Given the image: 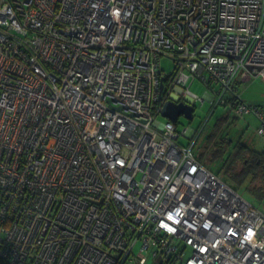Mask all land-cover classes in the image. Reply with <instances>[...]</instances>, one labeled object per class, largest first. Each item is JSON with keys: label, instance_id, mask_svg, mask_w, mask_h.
<instances>
[{"label": "built area", "instance_id": "built-area-1", "mask_svg": "<svg viewBox=\"0 0 264 264\" xmlns=\"http://www.w3.org/2000/svg\"><path fill=\"white\" fill-rule=\"evenodd\" d=\"M240 76L264 82V0H0V261L264 264V214L157 120L198 80L263 136Z\"/></svg>", "mask_w": 264, "mask_h": 264}, {"label": "rangeland", "instance_id": "rangeland-1", "mask_svg": "<svg viewBox=\"0 0 264 264\" xmlns=\"http://www.w3.org/2000/svg\"><path fill=\"white\" fill-rule=\"evenodd\" d=\"M174 67V62L169 58H162L161 59V69L164 75H169L172 72ZM256 81L260 84H264L261 79L256 78ZM254 80V79H253ZM253 82V81H252ZM250 82H247L241 76L236 79L234 82V87L236 89V93L239 99H249V96L252 95L254 89H249ZM190 92L195 94L197 97L202 99L201 101H196L195 103H191L194 107L193 118L191 120L186 119L185 117L179 115L176 121V129L177 132L180 134L184 130H187V135H181L179 137L178 143L181 145H187L190 141L191 135L198 131L199 128L203 125V134L206 133L210 126L215 121L217 115L225 114L228 115L227 122L223 125L221 130V135L224 138H227L231 141L230 147L227 149V152L223 159L221 160H214L212 164H209L212 171L216 173L219 178L224 181L227 185L232 187L244 200H246L251 206L263 209L262 203L263 200L261 197L264 192V183H255L254 175L251 172L245 173V175L240 179L236 180L235 175L241 174L242 169L245 167V163L239 159L232 160L228 158L230 155L233 145L236 143L241 142L242 144L248 145L252 150L257 152H262L263 146L261 145L262 137L258 135L256 132L257 127L255 128L251 122L249 123V117H237L233 115L231 110L228 107L218 106L215 110H213L212 106L210 105L211 100L209 99L211 94L207 91L204 84L195 80L189 85ZM213 110V113H212ZM157 120L160 123H164L166 121L165 118L162 116H158ZM250 125H249V124ZM194 136V135H193ZM198 148V146H197ZM196 150V148H195ZM199 152L203 149L198 148ZM210 157V156H209ZM229 159L228 163L224 165V163ZM226 160V161H225ZM227 166L232 167V173H227ZM233 175V177H232ZM140 248V243H137L134 247V252H138ZM189 252H187L188 255ZM147 258L146 264H153L152 259L149 258V254H144Z\"/></svg>", "mask_w": 264, "mask_h": 264}, {"label": "trees", "instance_id": "trees-1", "mask_svg": "<svg viewBox=\"0 0 264 264\" xmlns=\"http://www.w3.org/2000/svg\"><path fill=\"white\" fill-rule=\"evenodd\" d=\"M228 99L230 102H233V100H235V97L234 96L229 97ZM216 108H214L213 110H215ZM227 120H228V115L225 114L217 115L215 121L213 122V124L210 126L209 130L206 133L203 134V129H204L203 125L201 128L198 129V131L200 132L197 137L196 147H195L196 150H194V153L196 155L197 161L202 165H204L206 168H208L210 171H212V169L209 166V164H212L214 160L223 159V157L227 152V149L230 147L229 145L231 144V141L228 140L227 138H224L221 135L222 127L227 122ZM197 146L198 148H202L203 150L199 152ZM232 150L233 151H231L228 158L232 160L239 159L243 162V164L245 163V167L244 169H242L241 174L235 175L236 180L240 179V177L242 178L245 175V173L248 172H251V174L254 175V180L257 177L264 178V152L254 151L248 145L242 144L241 142L234 144ZM228 158L227 161L225 160L226 162L224 163V165H226L229 162ZM227 167H228L226 169L227 173L228 174L232 173V167L230 166ZM0 264H6V263L0 261Z\"/></svg>", "mask_w": 264, "mask_h": 264}, {"label": "crops", "instance_id": "crops-1", "mask_svg": "<svg viewBox=\"0 0 264 264\" xmlns=\"http://www.w3.org/2000/svg\"><path fill=\"white\" fill-rule=\"evenodd\" d=\"M256 78H258V77H252L251 79L246 80L247 82L251 83L249 89H254V91H253L252 95L249 96V99H242V100L246 103L257 104L264 110V84H260V83L256 82V81H259L258 79L256 80ZM247 116L250 118L249 123L251 122V124H253L254 127L256 128L258 126V120L254 116H251V115H247ZM261 145L263 146L262 152H264V136L262 137ZM253 182H255V183L263 182L264 183V178L257 177ZM261 197H263L262 198V200H263L262 208L263 209H258V208H256V209H258L259 211H261L264 214V192H263Z\"/></svg>", "mask_w": 264, "mask_h": 264}, {"label": "water", "instance_id": "water-1", "mask_svg": "<svg viewBox=\"0 0 264 264\" xmlns=\"http://www.w3.org/2000/svg\"><path fill=\"white\" fill-rule=\"evenodd\" d=\"M160 89L162 90V85ZM193 112L194 107L187 102L168 100L162 105L160 115L166 120L176 123L179 115L191 120L193 118Z\"/></svg>", "mask_w": 264, "mask_h": 264}]
</instances>
